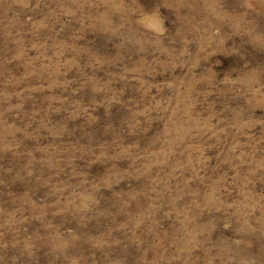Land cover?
Listing matches in <instances>:
<instances>
[{
	"label": "rangeland",
	"instance_id": "374dc122",
	"mask_svg": "<svg viewBox=\"0 0 264 264\" xmlns=\"http://www.w3.org/2000/svg\"><path fill=\"white\" fill-rule=\"evenodd\" d=\"M0 264H264V0H0Z\"/></svg>",
	"mask_w": 264,
	"mask_h": 264
},
{
	"label": "bare ground",
	"instance_id": "6f19581e",
	"mask_svg": "<svg viewBox=\"0 0 264 264\" xmlns=\"http://www.w3.org/2000/svg\"><path fill=\"white\" fill-rule=\"evenodd\" d=\"M198 3V2H197ZM196 5V4H195ZM189 9V8H188ZM202 13V12H201ZM100 22V21H99ZM112 25V24H111ZM56 244V243H55Z\"/></svg>",
	"mask_w": 264,
	"mask_h": 264
}]
</instances>
